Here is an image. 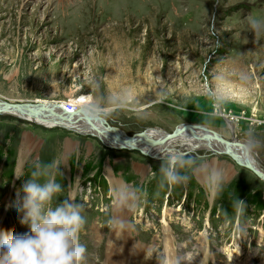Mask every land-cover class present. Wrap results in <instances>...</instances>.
<instances>
[{"label": "rangeland", "instance_id": "rangeland-1", "mask_svg": "<svg viewBox=\"0 0 264 264\" xmlns=\"http://www.w3.org/2000/svg\"><path fill=\"white\" fill-rule=\"evenodd\" d=\"M253 17L264 18V0H0V101L94 100L127 136L192 124L228 141L251 127L264 141V31L249 29ZM186 153L185 170L223 171L220 193L196 172L159 187L164 156L0 113V231L28 230L11 205L36 162L61 158L58 181L76 180L84 203L82 264H264V180L226 154ZM252 160L264 171V148Z\"/></svg>", "mask_w": 264, "mask_h": 264}, {"label": "clouds", "instance_id": "clouds-1", "mask_svg": "<svg viewBox=\"0 0 264 264\" xmlns=\"http://www.w3.org/2000/svg\"><path fill=\"white\" fill-rule=\"evenodd\" d=\"M247 23L254 33L264 31V18L253 17L248 19ZM208 95L214 100L220 99L212 91H209ZM77 111L92 120L107 116L104 108L94 100L82 102ZM234 140L236 151L246 160L255 159L258 150L264 148V141L251 127L239 133ZM189 158L190 154L182 151L164 156L158 169V186L164 188L186 184L196 172V177L207 191L220 193L225 183L223 171L210 161L201 162L190 170L179 166L180 162ZM65 162L66 160L57 158L33 165L20 187L22 195L11 205L14 214L22 213L19 222L27 225L28 230L12 235L0 231V264H82L87 251L81 241V232L86 223L83 215L84 203L73 194L76 180L67 189L62 188L58 181L57 175H61L59 166ZM197 168L202 169V173L197 172ZM60 195L65 198L59 203H54ZM232 208L236 215H243L246 204L236 198L232 202ZM119 223L123 224V221ZM112 229L116 230L115 224ZM120 231L116 230L117 234ZM240 231L244 236V230Z\"/></svg>", "mask_w": 264, "mask_h": 264}, {"label": "bare ground", "instance_id": "bare-ground-1", "mask_svg": "<svg viewBox=\"0 0 264 264\" xmlns=\"http://www.w3.org/2000/svg\"><path fill=\"white\" fill-rule=\"evenodd\" d=\"M58 104L60 103H50L46 101H43L39 104H26L31 108L26 111L15 107L5 106L0 103V113L11 114L14 117H19L30 123H36L45 127L58 126L60 128L69 129L81 134H90L97 137L105 146L115 148L125 147V149L135 148L136 151L138 150V152L140 151V153L152 157L160 158L168 155L169 153L179 151L194 152L197 150L203 151L207 149L210 150L211 153H217L219 155L226 154L230 156L234 162L245 168H247L246 163L248 162L258 170H261L256 166L252 159L246 160L239 155V153L236 151L235 143L223 141L220 135L203 126H177V128L172 131L174 132L172 136L169 135L170 133L165 130L148 127L144 131L138 132L132 136H127L117 128L106 126V124L102 123L103 121L100 119H87L78 111H73V113H65L62 108L58 107ZM40 105L42 106L39 107ZM218 136L221 137V139ZM176 145L180 148L177 149ZM262 172L264 171L262 170ZM122 218L121 216L116 218L118 227L120 225L119 221H123ZM113 231L114 229H112V232L108 237V243L112 244V246L115 244L114 242L117 238V235H114V237L111 239ZM125 244L126 241H122L117 246L116 250H112V255L117 257V252L120 255V251L127 250ZM123 256L125 255L123 254ZM171 256L172 254L170 257Z\"/></svg>", "mask_w": 264, "mask_h": 264}, {"label": "water", "instance_id": "water-1", "mask_svg": "<svg viewBox=\"0 0 264 264\" xmlns=\"http://www.w3.org/2000/svg\"><path fill=\"white\" fill-rule=\"evenodd\" d=\"M0 103H2L3 105H5V106H9V107H15V108H19V109H21V110H29V109H31L30 108V106H27L26 104L27 103H24V104H16V103H7V102H3V101H0ZM57 105V104H56ZM42 105H40L39 107H41ZM58 107H60V108H62V106L60 105V104H58ZM62 110L66 113L67 111L65 110V109H63L62 108ZM61 113H62V111H61ZM68 113V112H67ZM71 113H73V112H71ZM187 125H190V124H187ZM190 126H193L194 127V125H190ZM196 126V125H195ZM174 134V132H172V133H170L169 135H173ZM219 137V136H218ZM220 139H221V137H219ZM223 139V138H222ZM234 140V139H233ZM223 141H225V142H227L228 140H226V139H223ZM230 141V140H229ZM230 142H233V143H235V140L234 141H230ZM246 166H247V168L254 174V175H256V176H258L259 178H261V179H264V172H262L261 170H258L257 168H255L254 166H252L250 163H246Z\"/></svg>", "mask_w": 264, "mask_h": 264}, {"label": "built area", "instance_id": "built-area-1", "mask_svg": "<svg viewBox=\"0 0 264 264\" xmlns=\"http://www.w3.org/2000/svg\"><path fill=\"white\" fill-rule=\"evenodd\" d=\"M58 103H60V105L62 106V108L65 109L67 112H73L74 110H77L78 109L71 102H64L62 104H61V102H58Z\"/></svg>", "mask_w": 264, "mask_h": 264}]
</instances>
